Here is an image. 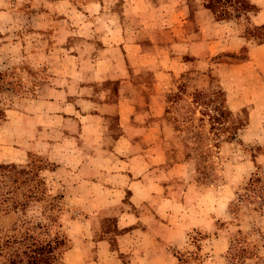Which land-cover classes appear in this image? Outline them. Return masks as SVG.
Here are the masks:
<instances>
[{
    "label": "crops",
    "instance_id": "1",
    "mask_svg": "<svg viewBox=\"0 0 264 264\" xmlns=\"http://www.w3.org/2000/svg\"><path fill=\"white\" fill-rule=\"evenodd\" d=\"M247 1L255 9L237 18L215 20L200 4L192 15L205 40V55L245 48L242 61L219 65V71L242 81L239 89L226 88L227 103L232 110L248 103L244 130H252L264 121V42L247 39L238 21L243 19L251 29L264 25V0ZM55 6L63 7V0ZM69 6L68 15L57 7L51 11L66 15L71 36L66 44L45 46L35 65H48V80L38 85L33 100L4 110L0 162L30 153L53 166L46 185L63 196L72 214L63 220L71 238L63 264H176L172 249L184 250L191 230L211 234L199 247L201 264H223L227 228L209 222L225 219L226 202L209 204L206 192L191 182L186 163L165 159L159 126L133 122L145 86L129 78L121 18L107 0H72ZM49 54L53 61L43 64ZM136 56L151 57L132 66L150 69L151 87L158 91L156 74L162 69L157 53ZM152 115L158 118L160 113ZM110 216L118 230L113 250L108 238L96 235L100 219Z\"/></svg>",
    "mask_w": 264,
    "mask_h": 264
},
{
    "label": "rangeland",
    "instance_id": "2",
    "mask_svg": "<svg viewBox=\"0 0 264 264\" xmlns=\"http://www.w3.org/2000/svg\"><path fill=\"white\" fill-rule=\"evenodd\" d=\"M57 1L0 0V109L3 111L0 124L5 119L6 108L19 102L26 104L24 100H33L38 85L51 75V71L46 69L48 65L35 66L41 62L39 52L45 46L53 48L66 44L65 39L71 36L66 10L71 9L69 4L72 0H63V7L55 6ZM107 3L123 23L120 39L129 78L145 86L137 119L133 122L135 125L159 126L165 159L186 163L191 182L206 192L209 204L216 202L219 207L226 202L225 219L209 223L227 228L226 249L232 243L230 253H236L227 264H264V207L247 185L252 172L264 180V121L255 123L252 130H244L249 123L248 103L232 110L226 97V88L239 89L242 81L236 75L232 77L227 75L228 72L219 71V65L242 61L246 57L245 48L205 55V40L200 38L192 15L197 0H107ZM55 7L66 15L51 11ZM185 22L190 24L185 25ZM238 23L241 34L253 33L243 19ZM185 30L194 31L185 33ZM248 39L257 41L256 38ZM189 45L191 48L185 49ZM137 53H157L158 66L162 69L156 74L158 91L151 87L154 77L150 69L133 70L135 60L151 58L138 57ZM48 58L42 59L43 64L53 61L51 54ZM199 60L201 63H194ZM197 90L200 93H195ZM214 90H221L222 95L213 94ZM221 98L231 113L223 124H217L209 116L215 114L212 108ZM154 111L160 113L158 118L152 115ZM233 124L238 126L236 130L232 129ZM230 134L232 138H227ZM14 159L0 163H11L15 170L22 167L27 174L7 176V171L0 168V193L8 189L10 196L25 204L15 210L0 212V230L19 226L27 220L33 224H47L53 220V228L61 223L66 246L58 264H63V253L71 245L63 220L72 216L71 208L60 193H54L47 187L45 177L52 169L45 165V160L30 153H17ZM13 176L25 177L26 181L11 184ZM58 194L62 198H58ZM117 231L113 217H103L96 235L108 238L113 250ZM186 237L188 243L184 250L172 249L175 257L181 258L176 264H201L203 258L199 247L211 234L191 230L187 231ZM235 239L236 242L233 241ZM226 249L223 264L226 263ZM111 255L123 261L119 254Z\"/></svg>",
    "mask_w": 264,
    "mask_h": 264
},
{
    "label": "trees",
    "instance_id": "3",
    "mask_svg": "<svg viewBox=\"0 0 264 264\" xmlns=\"http://www.w3.org/2000/svg\"><path fill=\"white\" fill-rule=\"evenodd\" d=\"M196 4H200L209 9L215 20L237 18L241 14L255 9V6L247 0H197ZM230 14H233L232 17ZM252 32H249L245 37L247 39L256 38L257 43L264 42V25L254 27ZM221 92V90H214L212 93L219 96L222 95ZM195 93H200V90H197ZM212 109L215 114L209 117L217 124H223L227 116L231 113L230 109L225 105V100L222 98ZM0 115H3L1 109ZM237 128L238 126L235 124L232 125V129L236 130ZM226 131L221 130V132ZM230 133L232 134V132ZM231 134L227 135V138H232L233 135ZM45 165L49 169H53L51 164L46 162ZM0 168L7 171V176H12L13 174L19 175L20 173H23V175L27 174V170L22 167L19 170H15L14 165L11 163H0ZM25 181V177L13 176L10 183L18 182L19 184H23ZM247 185L252 188L255 192L254 195L260 199V203L264 207V180L261 179V176L256 172H252L248 178ZM10 193L8 189L0 193V212L5 213L10 209L15 210L16 208L24 206V202L10 196ZM21 196L26 197L24 193H21ZM58 196V198H62L60 194ZM53 197H56V195ZM262 215H264V211ZM52 222L53 220L47 224L46 222H34L33 224L27 220L22 221L19 226L13 225L8 229L0 230V264H58V258L63 252L66 242L65 235L60 230L62 228L61 223H58L53 228ZM233 241L236 242V239ZM231 245L232 243L227 247L225 252V264L227 262L230 263L231 259L236 256V253H230L232 250ZM176 258L177 261H181L179 256Z\"/></svg>",
    "mask_w": 264,
    "mask_h": 264
}]
</instances>
